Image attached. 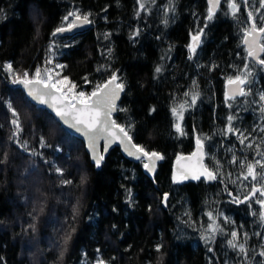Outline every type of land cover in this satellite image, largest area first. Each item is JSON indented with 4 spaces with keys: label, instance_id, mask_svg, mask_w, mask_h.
Segmentation results:
<instances>
[{
    "label": "trees",
    "instance_id": "1",
    "mask_svg": "<svg viewBox=\"0 0 264 264\" xmlns=\"http://www.w3.org/2000/svg\"><path fill=\"white\" fill-rule=\"evenodd\" d=\"M143 2L145 9L140 10L137 0H0V264H96L98 257L107 264L264 261L259 255L264 251V235H255L264 233L260 206L255 198L232 202L233 196L243 199L253 181L238 180L244 169L239 162H230L233 154L238 161L245 156L249 161L260 159L256 145L264 152V132L260 131L264 119L258 103L259 93L264 91V67L245 59L241 43V29L248 26L247 11L259 8V3L249 0L245 10L239 0L240 10L233 17L226 0H221L213 20L207 21L206 0H173L175 11L167 14L168 0ZM76 9L89 14L90 27L53 37L62 18ZM260 13H256L258 26ZM205 23L203 42L189 60L190 33L204 28ZM49 58L52 63L46 65ZM5 63L30 76L38 66L51 68L54 79L66 76L76 85L75 92L86 93L115 72L125 84L118 107L126 111H116L114 120L121 125L130 123L133 142L164 157L155 173L147 176L144 161L126 160L117 147L97 168L83 142L12 83L14 77L3 70ZM245 63L252 72V83L246 86L251 94L228 102L229 107L224 96L226 78L245 71ZM157 66L162 67L161 73L155 72ZM192 91L200 96L184 113L181 135L174 128L170 109L184 100L190 102L184 93ZM5 102L19 114L23 128L19 142L27 141V151L14 142L15 137L9 139L13 117ZM229 115L236 117L234 127L251 134L244 145L237 135L226 133ZM41 137L45 147L40 145ZM198 137L207 153L205 166L215 171L219 161L217 180L174 183V162L193 151ZM33 150L42 155H32ZM53 162L63 170L62 175ZM64 180L72 183H62ZM164 193H168L167 206L162 203ZM209 211L224 232L206 243L201 236L208 234ZM225 218L230 222L224 223ZM70 223L76 231L65 245ZM232 230L238 232L239 242H245L243 234H248L246 257L228 247Z\"/></svg>",
    "mask_w": 264,
    "mask_h": 264
},
{
    "label": "snow or ice",
    "instance_id": "2",
    "mask_svg": "<svg viewBox=\"0 0 264 264\" xmlns=\"http://www.w3.org/2000/svg\"><path fill=\"white\" fill-rule=\"evenodd\" d=\"M226 2L229 11L233 17H236L241 7L239 0H226ZM152 3H155V0H152ZM207 3L208 7L206 20L211 21L213 20L219 6L221 5V0H207ZM137 4L139 5L140 10L145 9V3L143 0H137ZM243 6L245 10H247L249 6V0H243ZM261 9H264V0H259V8H256L254 11H247L248 26H245L241 29L243 33L241 43L245 46V59L254 60L257 64L264 67V59L260 58V55L264 54V13H260ZM174 11L175 7L173 0H168V4L164 7L165 14ZM256 13H260L259 18L261 23L259 26L257 24ZM136 14L139 15L140 12L137 11ZM91 23L92 21L89 19V14H83L79 9L69 11L62 18L61 26L57 27L51 35L55 37L58 34L70 32L78 27ZM163 23L167 24L168 21L165 20ZM206 27L207 23H205L204 28L198 29L194 34L190 33L191 43L187 46L189 51V60H192L197 54V50L203 42L202 37L205 34L204 29ZM133 35H138V32L133 33ZM105 38H107V34H105ZM54 46L55 42L53 41L50 43L48 48V52L50 54L53 53ZM51 63V58L45 61L46 65ZM2 67L10 77H14L12 79L13 84L24 85L25 88L28 89L29 95L33 96L41 104H48L49 101H51L50 106L54 109L56 115L60 117L65 124L76 128V131L81 132L85 137H87L91 152L93 154V160L97 168L101 166V163L104 160V156L98 152L97 148V142L100 140L104 141L105 152L108 151L111 143L118 141L124 146V150L127 151L129 156H133L135 159L141 160L142 162L146 159L147 162H143V167L149 172H154L156 168V162L164 158L159 152L147 151L143 146L132 142V136L130 134L132 131V125L130 123L128 125H121L112 119V114L114 112L126 111V109H120L116 103L120 98V94L125 90V84L115 72L112 73L110 78L105 83L96 85L95 89L91 93H86L84 91L75 92L74 89L76 88V85L72 83L66 76L61 79H54L53 70L48 67H44L42 69L40 66H38L35 70V73L31 76L28 71H24L22 75L16 72L13 69L11 63H5ZM56 67L63 68L64 65L57 64ZM244 69L245 71L238 72L234 76H228L226 78L224 96L225 102L229 107H231V104L228 102L235 100L237 97H247L251 94V88L246 87L252 83L250 79L252 72L248 70V63L244 64ZM162 71L163 69L161 66H157L155 68L156 73H161ZM55 75L59 76L60 74L55 73ZM85 82H88L87 78H85ZM192 83L193 86H197V82L195 80H193ZM184 96H190V102L188 100H184L170 109L172 116L175 118L174 128L176 132L181 135H184L181 125V122L184 119V113L187 108L196 104L200 93L198 91L185 92ZM5 103L13 117V119L10 121L11 125L13 126V131L9 139L12 140L15 137L16 140H14V142L18 143L21 149L27 151V141H24L23 143L19 142L20 133L23 131L19 114L10 102ZM258 103L261 105L259 108L260 118L264 119V91L259 93ZM234 119H236L235 116H228L226 133L237 135L239 143L244 145L245 141L248 139V135L251 134L249 133L248 135H245L244 131L234 127L232 123ZM255 130L256 129H253V131ZM260 131L264 132V128H261ZM110 137L111 139H109ZM204 139H207V137ZM262 139H264V137H262ZM196 143L197 151L193 152L192 156H199V160L197 162L199 165V170L196 174L191 175V179L199 180L201 177H203L206 181L217 180L221 167L219 161L216 163L215 171L210 170L202 163L204 156L207 155V153L204 151L203 140L198 137ZM40 145L41 147L46 146V142L43 137H41ZM247 147L251 148L253 145L248 144ZM131 149H135V151H132ZM229 151H231V149H229ZM32 155L42 154L36 153L35 150H33ZM256 155L259 156L260 159L253 157L252 160L249 161L248 157L245 156L243 159L238 161L236 155L233 154L232 160L230 162L233 164L239 162L240 167L244 169L237 179L249 180V178H251L253 183L251 185L250 191L243 197V199H240L238 196H233L231 192L228 194L233 196L232 202L234 203L250 202L253 198H255V203L260 206V211L258 213L259 220L260 223L264 225V152L260 151L259 145H256ZM4 158L7 159V153H5ZM177 159H182V157H177ZM189 159H191V157H189ZM45 162L48 163L47 160ZM53 166L55 167L54 162ZM55 171L58 174H63V170L59 167H55ZM84 179L85 178L83 177L81 178V183L84 182ZM172 179L174 183H177L181 180L189 179V176L185 174L177 176L174 173ZM257 181H260V183H256ZM221 182H223V180ZM231 182L236 183L235 180ZM62 183L70 184L72 181L64 180ZM128 194L129 198H131V190L128 191ZM167 200L168 193H164L162 203H164L165 206H167ZM249 206L251 207V204H249ZM186 214L190 215V213ZM256 214L257 213H253V215ZM75 215L76 213L74 210L73 218H75ZM206 215L208 216V219L211 221V223L207 225L205 230L208 234L202 235L201 239L208 243L209 241L214 240L218 233H223L224 228L221 226V224L216 222L213 212L209 211L206 213ZM229 222L230 221L225 218L224 223ZM69 228L70 231L64 236L63 240L65 245H67L72 239V234L76 231L75 226L71 223L69 224ZM229 234L231 239L227 240L228 247L236 250L238 254L246 257L248 255V249L246 248L248 234L246 232L243 234L245 242H239V234L237 231L232 230ZM255 235L261 236L264 235V233H255ZM160 247V245H157L156 250L160 251ZM261 247L264 248V245H261ZM208 250L212 251L211 248ZM97 251L99 252V249ZM63 255L64 252L61 251L60 257H63ZM259 255L264 257V251H261ZM96 264H107V262L98 257ZM225 264H227V261ZM261 264H264V261H262Z\"/></svg>",
    "mask_w": 264,
    "mask_h": 264
},
{
    "label": "water",
    "instance_id": "3",
    "mask_svg": "<svg viewBox=\"0 0 264 264\" xmlns=\"http://www.w3.org/2000/svg\"><path fill=\"white\" fill-rule=\"evenodd\" d=\"M207 1V0H206ZM208 5V3H207ZM90 27V24H86V25H83L81 27H78L70 32H65V33H61L60 35L61 36H70V35H73V34H77V33H80V32H83L85 30H87L88 28ZM244 46V45H243ZM245 48V46H244ZM262 57V54L260 55V58ZM251 60V59H250ZM253 63L257 64L254 60H251ZM259 65V64H257ZM18 87H20L27 99L35 106L37 107H40V108H43L44 110H46L50 115H52L54 117V119L60 124V126L66 130L70 135L74 136L75 138L79 139L80 141L83 142L84 144V147H85V151L87 153V155L89 156L90 158V161L92 164L95 165L94 163V160H93V154L91 152V149H90V145H89V141L87 139V137H85L81 132H78L76 131V128L74 127H70L69 125L65 124L63 122V120L58 117L56 115V112L54 111V109L50 106L51 105V101H49L48 104H41L39 103V101L37 99H35L33 96H30L29 93H28V89L25 88L24 85H21V84H16ZM122 96H123V92L120 94V98L117 100V106L118 104L121 102L122 100ZM59 107V105H58ZM116 114V112H114L112 114V119L114 120V115ZM111 139V137L109 138ZM133 142V140H132ZM134 143V142H133ZM114 147H117L119 148L121 154L123 155V157L130 161V162H138L140 160H137L135 159L133 156H129L127 151L124 150V146L121 145L118 141H115L113 143H111V145L109 146L108 148V151L105 152L104 151V141L103 140H100L97 142V148H98V152L100 154H102L104 157H106L108 155V153L110 152L111 149H113ZM132 151H135V149H131ZM197 151V143L195 142V145H194V148H193V151L190 153V154H187V155H184V156H181L182 159H177L175 162H174V165H173V170L174 172L177 174V175H181V174H185V175H188L189 176V179H187V181H190V180H193L191 179V175L193 174H196L199 170V165H198V160H199V156H196V157H193L192 156V153L193 152H196ZM204 151H205V148H204ZM206 153V152H205ZM189 157H191V159H189ZM205 159H206V155L204 156L203 158V161L202 163L205 165ZM162 160H159L156 162V168H155V171L157 169V165L158 163H160ZM144 162H147L146 159L144 160ZM102 164V163H101ZM154 172H149L147 171L145 168H144V172L147 176H152ZM201 179H203L204 181H206L203 177H201ZM215 181V180H214ZM214 181H206V182H214Z\"/></svg>",
    "mask_w": 264,
    "mask_h": 264
},
{
    "label": "rangeland",
    "instance_id": "4",
    "mask_svg": "<svg viewBox=\"0 0 264 264\" xmlns=\"http://www.w3.org/2000/svg\"><path fill=\"white\" fill-rule=\"evenodd\" d=\"M259 3V0H256ZM259 6V5H258ZM179 176V175H178Z\"/></svg>",
    "mask_w": 264,
    "mask_h": 264
}]
</instances>
